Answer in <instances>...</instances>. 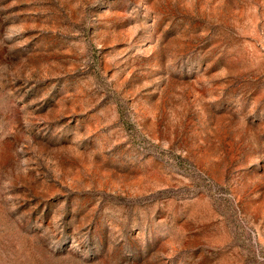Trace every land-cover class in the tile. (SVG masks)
Instances as JSON below:
<instances>
[{"label": "rangeland", "instance_id": "374dc122", "mask_svg": "<svg viewBox=\"0 0 264 264\" xmlns=\"http://www.w3.org/2000/svg\"><path fill=\"white\" fill-rule=\"evenodd\" d=\"M0 264H264V0H0Z\"/></svg>", "mask_w": 264, "mask_h": 264}]
</instances>
